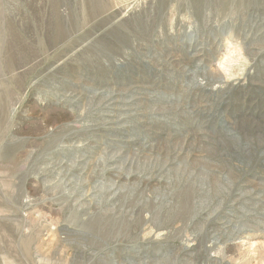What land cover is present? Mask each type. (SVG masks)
<instances>
[{
	"label": "rangeland",
	"instance_id": "374dc122",
	"mask_svg": "<svg viewBox=\"0 0 264 264\" xmlns=\"http://www.w3.org/2000/svg\"><path fill=\"white\" fill-rule=\"evenodd\" d=\"M0 264H264V0H0Z\"/></svg>",
	"mask_w": 264,
	"mask_h": 264
}]
</instances>
